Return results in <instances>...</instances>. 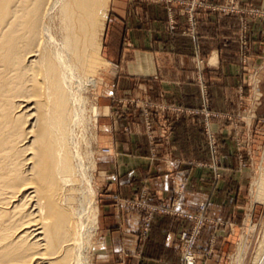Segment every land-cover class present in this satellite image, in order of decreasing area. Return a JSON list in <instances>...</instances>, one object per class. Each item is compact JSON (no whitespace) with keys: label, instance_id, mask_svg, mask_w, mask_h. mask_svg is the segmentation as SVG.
I'll return each instance as SVG.
<instances>
[{"label":"crops","instance_id":"obj_1","mask_svg":"<svg viewBox=\"0 0 264 264\" xmlns=\"http://www.w3.org/2000/svg\"><path fill=\"white\" fill-rule=\"evenodd\" d=\"M190 1L110 0L102 47L108 84L97 124L101 147L110 149L112 156L100 155L96 165L104 264L123 249L127 254L119 264H179V233L189 228V221L179 214L197 213L198 204L208 199L207 216L220 225L212 227L211 235L226 241L228 226H233L236 212L245 204L242 195L251 168L246 161L240 162L235 141H242L243 155L259 156L255 144L264 135V17L249 23V63L244 68L239 16L180 4ZM212 3H242L264 12V0ZM169 9L172 30L168 29ZM191 27L193 34H189ZM252 72L257 83L253 107L252 95L247 97L252 93L247 85ZM203 84L208 91V110L220 115L206 122L217 139L214 168L203 165L210 157L201 114ZM145 103L151 105L150 138L144 127ZM259 168L264 170L263 161ZM211 169L221 177L212 181ZM180 182L185 189L176 195L174 185ZM252 185L253 180L251 203H258L253 202ZM143 191L148 193V204L173 205L177 214H154L149 236L137 248L136 235L145 212L131 205ZM207 249L206 241L198 243L200 264H218V255L208 260L202 257Z\"/></svg>","mask_w":264,"mask_h":264},{"label":"bare ground","instance_id":"obj_2","mask_svg":"<svg viewBox=\"0 0 264 264\" xmlns=\"http://www.w3.org/2000/svg\"><path fill=\"white\" fill-rule=\"evenodd\" d=\"M109 5L0 0V264H87L98 208L89 201L93 179L74 154L75 127ZM89 114L96 128L100 112ZM255 177L253 202L264 197V170ZM74 183L81 193L72 201Z\"/></svg>","mask_w":264,"mask_h":264},{"label":"rangeland","instance_id":"obj_3","mask_svg":"<svg viewBox=\"0 0 264 264\" xmlns=\"http://www.w3.org/2000/svg\"><path fill=\"white\" fill-rule=\"evenodd\" d=\"M180 4L188 5L191 8H193L194 6H203L206 9L216 10L218 12H221L222 14H231V15L239 16L238 42H239V52H240V63L242 67L244 68L248 67L249 52H250L249 23L252 19H256V18L260 19L264 17L263 11H261L259 8H255L253 6L245 5L242 3H238L237 6H234V4L220 5V6L214 4L213 6L212 0H191L190 2H187V3L180 2ZM169 15H170V22H169L168 29L171 28V26L174 28V24H173L174 20H173V14H172L171 9H169ZM192 21L193 19H191V22ZM193 33H194V28L191 27L189 30V34H193ZM103 43H104V38L102 41V47H103ZM97 59L98 61L96 63V66L92 69V72H91V77L93 79L92 80L93 89L89 88V89H86V91L85 90L81 91L83 94L80 92L81 94L80 97L81 99L83 98V101L85 104L82 102L81 103L82 108L80 107V109L78 110L79 114L81 115L82 122L78 124L79 125L78 127L77 126L75 127V136L77 137L75 138V144L77 142L78 146L77 148H75L77 150L74 149V154L78 155L77 159L78 160H80L79 158L83 159V160L82 159L80 160V163H82L81 165L83 167H85V165L87 166L85 167V169L87 170L86 172L93 179V185L95 186V194H94L95 196L93 195L94 197L92 196L89 199V201L93 202L94 200V202H96V205L98 203V195H99L98 193L99 192V181L97 179V173H96L97 161L100 155L112 156L110 149L101 147L100 136H99L100 134L99 125L97 124L99 123L98 122L99 116L97 117L95 121L96 128H93V125L91 126L92 122H90V119L88 118V116L90 115L89 111L91 110L92 107L96 108L97 112L99 111V106H100L99 104H100L101 99L103 98L102 96L106 94L105 89L108 84V78H107V73H106V69L108 67L106 65V62L104 61V53L102 51V48H101V51ZM256 84H257L256 74L255 72H252L249 74V77H247V85L250 86V88L252 89V93L251 94L249 93L250 95L247 94L248 95L247 97L250 98V96L252 95V98H251L252 107L254 106L255 98H257ZM202 90L204 91V93L202 94L204 108L203 110H201V114L205 118L204 127H205V133H206V138L208 141V147H209V153H210V157L208 158L209 160L203 163V165L206 166V168L207 166L210 168H214V166H217L216 164L218 163L217 139L213 133L208 131L206 122L208 118H218L220 115L216 112L208 110L207 105L209 103V97H208V91H207L205 84H203ZM263 102H264V97H263ZM143 106H144L143 107L144 108L143 109L144 127L149 137L148 133H149V130L151 129V124L149 121L150 120L149 119L150 118L149 108L151 107V105L145 103L143 104ZM163 110L164 111L168 110V108L166 107ZM83 125H86V126H83ZM84 130L85 132H83ZM81 135H83V137ZM79 136L80 138H78ZM256 139L258 141L262 140L261 143L257 142L255 144L256 146H258L257 150H259L260 154L259 156L253 155L251 157L247 153H245V155L241 153L242 149L244 148L242 145L243 144L242 141L239 139L235 141L236 150L240 152L239 153L240 162L244 163V161H246V164H248L251 169L249 172L250 177L247 183V187L245 185L246 187L245 193H243L242 195L243 197H245V204L240 205V210L236 212V216L232 220L233 226L231 227L228 226V228L230 229L229 239H227L226 241H223L221 238L220 239L213 238V236L211 235L212 227L216 226V224L217 226H220V225H219V222H216L207 216L209 200L207 199L205 201H202L197 206V209H198L197 213L189 212V213L179 214V216L189 221V228L182 230L179 233V238H178L179 247H180V263L179 264H185V257L187 254V251L185 249V239L183 238L184 234H188L190 237L194 236L193 247L190 250L192 253L194 264H200L201 262L200 257L198 256V252H197L198 243L201 242V244L203 245L205 241H206V244L208 245V249L202 254V257L205 258V260L211 259L212 256H216V255L219 256L218 264H236L237 262L238 264H260L261 260H264V197L262 198L263 200L255 199V201H258V203H251V196H250V185H251L252 180L254 183V179L256 178L255 175H257L258 173L257 168L261 164L262 161L264 164V156L262 155L264 153V135L262 139L260 138H256ZM260 144H261V148H260ZM80 155H82V157H80ZM190 165H192V163H190ZM211 170H212V174H209V177L212 178V181L221 177V174L217 172H213V169ZM76 185L74 183V185L71 186L72 189L75 188L73 189L71 193L80 192L78 185L77 187ZM69 187L70 185H67V189H69ZM184 189H185L184 182H180L174 185V191L176 195L181 194L184 191ZM254 194L255 192L253 193V195ZM79 196H80L79 193L71 194V198L72 199L74 198L72 201H74L76 198H79ZM147 197H148V193L146 191H143L139 197V200L134 202L131 205V207L138 209V210H144L145 212L144 220L141 224V227L138 230V234L136 235L137 246H138L137 248L139 247L142 248L143 244L147 240L149 236L151 222H152L151 220L154 214L171 215V216L177 214L175 212L173 205H172L173 207L171 206L169 208L150 205L147 202L148 200ZM75 202H72V206L74 208H77L76 207L77 203ZM102 245H103V239L101 238L99 224H98L97 230L90 237V240L84 250V257L86 256L84 260L85 259L87 260V261L85 260L87 264H104L103 259L101 258V256H103L102 255V247H103ZM217 246H221V247L217 248ZM242 248H243V251L241 252ZM123 250L119 254H113V257L110 259V262L108 264L123 263L122 260L124 258V255L127 254L126 252H123ZM135 255L137 257H140L141 254H138V255L135 254ZM127 263L128 262H126V264Z\"/></svg>","mask_w":264,"mask_h":264},{"label":"built area","instance_id":"obj_4","mask_svg":"<svg viewBox=\"0 0 264 264\" xmlns=\"http://www.w3.org/2000/svg\"><path fill=\"white\" fill-rule=\"evenodd\" d=\"M171 30L173 27L171 26ZM183 238L185 239V249L187 251L186 257H185V264H194L193 263V257L191 253V248L193 247L194 243V236H189L188 234H184Z\"/></svg>","mask_w":264,"mask_h":264}]
</instances>
